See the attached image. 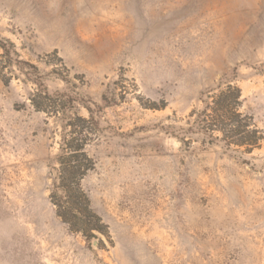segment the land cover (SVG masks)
<instances>
[{
    "label": "rangeland",
    "instance_id": "rangeland-1",
    "mask_svg": "<svg viewBox=\"0 0 264 264\" xmlns=\"http://www.w3.org/2000/svg\"><path fill=\"white\" fill-rule=\"evenodd\" d=\"M0 36L97 110L80 185L103 225L56 215L59 122L0 68V264H264V0H0ZM219 80L259 130L249 152L195 125Z\"/></svg>",
    "mask_w": 264,
    "mask_h": 264
},
{
    "label": "trees",
    "instance_id": "trees-1",
    "mask_svg": "<svg viewBox=\"0 0 264 264\" xmlns=\"http://www.w3.org/2000/svg\"><path fill=\"white\" fill-rule=\"evenodd\" d=\"M14 67L24 75L23 80L35 85V91L30 94L31 105L36 110L53 114L59 122L58 152L50 166L53 177L49 199L55 213L85 238H95L93 231L102 233L103 225L91 209L80 182L94 167L87 147L100 133L97 110L66 88L49 90L38 67L21 58L15 44L0 36V68L13 71ZM60 78L65 85L68 84L67 78ZM240 97V89L236 85L219 80L215 87L200 93L202 107L196 114L195 125L212 140H216L213 134L217 132L227 146H243L249 152L258 145L261 136L250 117L239 111ZM77 104L86 109L87 117L78 114Z\"/></svg>",
    "mask_w": 264,
    "mask_h": 264
},
{
    "label": "water",
    "instance_id": "water-1",
    "mask_svg": "<svg viewBox=\"0 0 264 264\" xmlns=\"http://www.w3.org/2000/svg\"><path fill=\"white\" fill-rule=\"evenodd\" d=\"M95 242V241H94Z\"/></svg>",
    "mask_w": 264,
    "mask_h": 264
}]
</instances>
